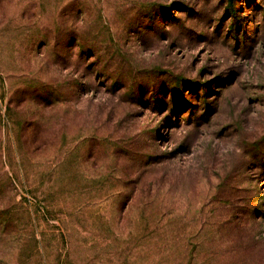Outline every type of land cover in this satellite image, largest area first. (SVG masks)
I'll list each match as a JSON object with an SVG mask.
<instances>
[{
  "label": "rangeland",
  "instance_id": "374dc122",
  "mask_svg": "<svg viewBox=\"0 0 264 264\" xmlns=\"http://www.w3.org/2000/svg\"><path fill=\"white\" fill-rule=\"evenodd\" d=\"M0 264H264V0H0Z\"/></svg>",
  "mask_w": 264,
  "mask_h": 264
}]
</instances>
